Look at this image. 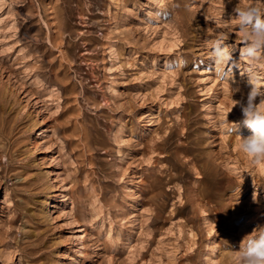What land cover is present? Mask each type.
<instances>
[{"label": "rangeland", "instance_id": "obj_1", "mask_svg": "<svg viewBox=\"0 0 264 264\" xmlns=\"http://www.w3.org/2000/svg\"><path fill=\"white\" fill-rule=\"evenodd\" d=\"M253 4L0 0V264H235L264 232V160L229 131L264 86Z\"/></svg>", "mask_w": 264, "mask_h": 264}, {"label": "clouds", "instance_id": "obj_2", "mask_svg": "<svg viewBox=\"0 0 264 264\" xmlns=\"http://www.w3.org/2000/svg\"><path fill=\"white\" fill-rule=\"evenodd\" d=\"M166 0H158V7L166 8ZM238 18V27L243 32L241 42V59L249 57L258 60L264 54V8L258 5H249L244 8L234 9ZM209 59L212 61L218 74L233 61L231 53L222 42H217L211 46ZM259 77L253 79L248 76L250 90L247 94L246 102L240 101L243 120L242 124L250 129V134L243 136L238 128H230L229 131L239 134L242 137L240 151L255 161L264 160V86L259 84ZM235 264H264V232L255 236H250L246 241L242 239Z\"/></svg>", "mask_w": 264, "mask_h": 264}, {"label": "bare ground", "instance_id": "obj_3", "mask_svg": "<svg viewBox=\"0 0 264 264\" xmlns=\"http://www.w3.org/2000/svg\"><path fill=\"white\" fill-rule=\"evenodd\" d=\"M52 207L54 206V204L51 205Z\"/></svg>", "mask_w": 264, "mask_h": 264}]
</instances>
